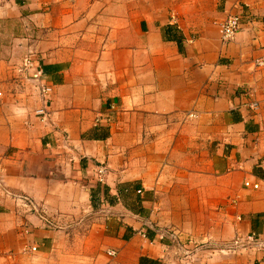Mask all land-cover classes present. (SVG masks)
<instances>
[{"label": "crops", "instance_id": "obj_1", "mask_svg": "<svg viewBox=\"0 0 264 264\" xmlns=\"http://www.w3.org/2000/svg\"><path fill=\"white\" fill-rule=\"evenodd\" d=\"M3 22L0 264H264L227 249L264 240V0H0Z\"/></svg>", "mask_w": 264, "mask_h": 264}, {"label": "built area", "instance_id": "obj_2", "mask_svg": "<svg viewBox=\"0 0 264 264\" xmlns=\"http://www.w3.org/2000/svg\"><path fill=\"white\" fill-rule=\"evenodd\" d=\"M172 19L174 20V16L172 15ZM241 17L238 15H230L227 19L219 25V35L220 40L223 44H228L232 42L235 36L239 33L241 29ZM255 68H264V57L260 59H256L253 62ZM18 74L21 76L22 80L30 83L33 89L37 92L41 107L38 108L35 112L36 117L41 122H47L50 116L51 110V96L53 93V86L47 81L41 64L37 61V59L33 58L32 55H28L24 57L17 68ZM253 109L257 108L256 104L252 105ZM106 174V168L100 167L97 171L98 181L103 182ZM244 186L246 188H251L257 190L258 184H250L249 182H245ZM7 194V193H6ZM26 200V199H25ZM48 227L55 228V224L50 221H45ZM173 242L176 243V247L178 251H181V255L183 258H188L191 255L189 249H187L186 245L182 244L180 240H177L176 237H173ZM255 247L257 249H264V240L260 236H256L251 234L247 236L245 239H235L227 248L230 251L236 249L243 248H252ZM193 250H196L193 248Z\"/></svg>", "mask_w": 264, "mask_h": 264}, {"label": "rangeland", "instance_id": "obj_3", "mask_svg": "<svg viewBox=\"0 0 264 264\" xmlns=\"http://www.w3.org/2000/svg\"><path fill=\"white\" fill-rule=\"evenodd\" d=\"M1 25L3 24V26H6L7 28H10L12 30L13 27H15V23L13 22H3L0 23Z\"/></svg>", "mask_w": 264, "mask_h": 264}]
</instances>
